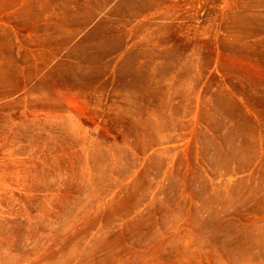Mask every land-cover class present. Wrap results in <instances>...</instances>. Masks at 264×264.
<instances>
[{
  "label": "rangeland",
  "instance_id": "374dc122",
  "mask_svg": "<svg viewBox=\"0 0 264 264\" xmlns=\"http://www.w3.org/2000/svg\"><path fill=\"white\" fill-rule=\"evenodd\" d=\"M0 264H264V0H0Z\"/></svg>",
  "mask_w": 264,
  "mask_h": 264
}]
</instances>
